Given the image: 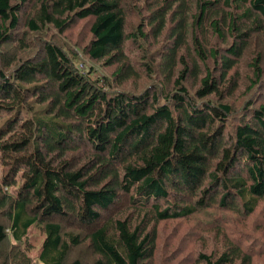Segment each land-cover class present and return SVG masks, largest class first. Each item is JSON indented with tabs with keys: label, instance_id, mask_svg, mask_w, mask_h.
<instances>
[{
	"label": "trees",
	"instance_id": "16d2710c",
	"mask_svg": "<svg viewBox=\"0 0 264 264\" xmlns=\"http://www.w3.org/2000/svg\"><path fill=\"white\" fill-rule=\"evenodd\" d=\"M132 9L141 20L128 31ZM82 19L84 53L112 76L54 38L34 44ZM251 46L264 51V0H0V264H34L33 227L41 264H150L162 221L252 215L264 201L260 52L245 76L260 97L237 111L226 101ZM157 72L160 87L145 85ZM216 216L215 245L193 264H254L227 231L238 217Z\"/></svg>",
	"mask_w": 264,
	"mask_h": 264
},
{
	"label": "rangeland",
	"instance_id": "374dc122",
	"mask_svg": "<svg viewBox=\"0 0 264 264\" xmlns=\"http://www.w3.org/2000/svg\"><path fill=\"white\" fill-rule=\"evenodd\" d=\"M28 11L29 9L26 8ZM145 11H142L144 13ZM141 20V15L137 13L136 10H130L127 16V30L134 31L137 28L139 21ZM41 38H54L59 42L66 51H68L73 57H75L76 64L81 68L92 67L96 74H105L112 76V72L115 66H104L102 62L90 59L83 50V45L89 40V22L87 19H82L76 22L73 26L67 29L65 32L59 33L57 30L50 29L46 34L35 38L34 44L38 42ZM127 54L131 57V61L135 64L143 61L141 58V51L134 43L130 41L127 42ZM156 43V42H155ZM9 48V46H7ZM15 54L25 55V52H17L16 48ZM159 49V44L149 45V50L154 51ZM74 52V53H73ZM261 53V59L264 65V51L259 49H254L252 46L248 52L242 56V58L237 63V75L241 79L240 87L235 91V93L228 97L226 101H233L237 108L247 98L257 99L260 97L258 88L255 89L247 88L248 81L246 77L251 75V69L249 64L252 58L257 54ZM140 64V63H139ZM158 73V72H157ZM159 74V73H158ZM246 76V77H245ZM145 85L150 84L154 88H159V83L161 82V75L156 77L146 78L144 76ZM190 85V83H188ZM126 87L133 88L132 81ZM192 87V86H191ZM261 92V91H260ZM264 95V93L262 94ZM129 208L128 197L124 196V199L112 206L114 214L120 213ZM222 214L232 215L233 217H238L237 223L232 224L229 220L227 227H230L227 231L231 237L240 240L245 247L252 250L254 256V264H264V201L258 206L256 211L248 216L241 217L234 214L224 213L221 211L210 209L208 211L201 212L195 217L181 218V219H168L160 222L158 225V239H157V249L153 257V261L150 264H193L196 262V257L198 252L203 248H211L215 245L216 237L218 231H216V226L226 219L222 216H216ZM234 229V230H233ZM43 234L38 227H33L28 233V248L29 254L33 257L34 264L38 263L36 260L38 249L40 243L42 242ZM13 246L15 244H12ZM208 246V247H207ZM91 252L86 250L82 254V258L87 260L90 257Z\"/></svg>",
	"mask_w": 264,
	"mask_h": 264
},
{
	"label": "bare ground",
	"instance_id": "6f19581e",
	"mask_svg": "<svg viewBox=\"0 0 264 264\" xmlns=\"http://www.w3.org/2000/svg\"><path fill=\"white\" fill-rule=\"evenodd\" d=\"M213 71V70H212ZM222 83V82H221ZM230 95V94H229ZM229 103V102H228ZM247 104H248V102H247ZM246 109V108H245Z\"/></svg>",
	"mask_w": 264,
	"mask_h": 264
}]
</instances>
